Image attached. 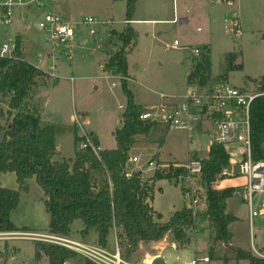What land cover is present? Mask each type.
<instances>
[{
    "label": "rangeland",
    "instance_id": "obj_1",
    "mask_svg": "<svg viewBox=\"0 0 264 264\" xmlns=\"http://www.w3.org/2000/svg\"><path fill=\"white\" fill-rule=\"evenodd\" d=\"M186 1L189 5L184 6L183 4ZM165 2L166 8L164 11L161 10L160 15L166 20L173 18V2L171 0ZM178 3L181 10L177 21L174 24L165 22L156 25L158 28L156 35L150 31L151 34L153 33V37H151L152 35L147 36L148 25L139 26L142 31L144 30V34L137 39L136 50L131 53L129 59L132 69H136L135 71L138 72L137 79L148 87L141 88L136 83L131 84L130 88L135 94H138L139 100H142V102L147 100L159 101L161 94L171 95L184 92L186 89V76L192 67L195 68L201 61L206 43L212 44L211 63L213 74L208 81L209 84L217 83L221 79L228 81V77L224 78L227 67L226 56L231 52H238L239 58L236 62L237 64H243L244 69L231 73V83L247 91H259V86L255 85V80L264 75V0H232L231 5L233 7L224 12L221 10L222 13L216 15L217 21L213 25L210 24L207 14L203 11L207 6L201 1L180 0ZM52 7L60 12L65 19L68 18L74 23L77 33L73 46L47 43L45 34L37 28L40 13L34 11L30 13L28 27L25 26V28H21L20 14L18 13L17 24L10 28V33H16L23 39L26 47V53L23 56L28 62L30 61L46 70L49 69L50 64H53L57 68V74L61 77L55 83L60 84L59 87L53 85L54 80L50 79L51 76H48L47 79H39L40 85L45 82H50L51 85L49 88L41 89L36 97L37 103L44 109L43 119L45 121L53 120L51 122L55 124L58 142L62 145L61 153L57 157L61 158L59 160L70 159L76 153L74 127L69 121L71 113L77 112L76 106L81 107L79 110L87 113L86 117L90 123L87 129L98 133L105 142V146L111 149L115 142L112 132L123 126L120 119L122 111L119 106L124 104V94L120 79L103 76L100 64L105 61L106 52L103 51L109 45L107 41L112 39L111 31H122L125 28L126 0H60ZM149 9L150 7L144 0L139 4L138 13L140 16H145L148 14ZM187 9L190 10L189 14ZM89 16L104 23L85 26L83 22ZM183 16L190 18L189 23L182 24L180 22ZM235 18H239L243 23L241 25L242 34L238 36L233 33L231 24ZM92 28L97 30L96 35L90 33ZM160 32H163L161 36L158 35ZM175 40L179 41L181 49H168V45L173 44ZM121 45L120 42L119 49ZM133 48L129 49L133 50ZM195 48L202 49L200 57L193 54ZM40 59L41 63H39ZM108 60L109 57L105 62ZM110 75L113 74L110 73ZM113 83L118 86L114 87ZM140 89H143V92L140 93ZM48 97L49 100L47 101ZM0 101L2 102L1 106L8 110L9 98H2ZM32 101L33 97L30 98L27 105H30ZM161 129V133L154 132L146 138H140V141L137 140L136 145L129 151L130 158L135 157L138 159L137 163L130 165L131 169L142 170L152 160L157 165L160 157L162 161L167 162L168 165L165 168L155 169L156 166H149L146 180H151L148 176L152 175L153 170L154 173L157 169L168 170L173 165L172 162H178L176 164L181 165L187 164L194 154L205 158L212 146L210 133L204 128L198 133H193V139H190L188 132L185 130H177L167 126H162ZM238 138L235 144L237 150H235V147L232 149L234 152H241L244 146L242 144L244 135L241 134ZM146 140L147 143H144ZM162 140L165 141V144L158 151ZM236 157L241 159L242 155L237 153ZM234 176H228L225 180L218 181L213 185V188L217 190L230 187L235 190L234 197L230 199L229 209L227 210L229 214L238 218V221L229 227L231 233H233L231 245L214 243L213 230L210 224L205 221L207 218L200 215L193 228L187 231L192 241L189 248L183 250V255H186V257L188 255L186 259H183L184 262H187L189 256L191 259L196 257L193 248L197 244L201 250L200 252L203 253L197 256L208 255L211 260L210 263L206 264H227L224 262L225 259H229L228 264H250L249 260L238 261L234 250V248H239L250 252L252 235L250 233L249 209L241 200V197L237 195L239 187L245 183V178L237 174ZM194 180L192 182H189V180L184 181L181 184L177 183L175 178H166L155 182L152 202L158 213L164 216L162 217L164 220H169L171 213L187 207L189 200L185 196L186 186L193 184L194 188L206 194L203 177ZM0 185L11 190L20 191L21 201L12 213L11 220L20 228L26 227L30 231L28 233L0 234V264H49L47 257L42 256L40 259L35 257L36 242L52 243L55 240L52 238L54 235H49L50 219L46 212L43 200L44 194L39 183L35 178H32L27 181V190L21 189L16 181L15 173H7L0 175ZM206 208L207 203L205 201L201 208V214L205 212ZM262 224L258 220L257 228L262 229ZM83 229V221L76 220L72 224L71 234L67 238L76 240L85 246L89 245L88 247H101L97 244L98 233L93 231L88 236H82L81 231ZM196 231L198 235L195 234ZM115 232L117 234V231ZM169 235L174 238L171 233ZM115 245V237L112 235L107 251L114 253ZM258 245L257 250L263 253L261 249L264 246V241L258 238ZM207 247L208 253L206 251ZM211 248H213L215 259H212L209 253ZM75 252L77 257L69 260L66 264H86L89 260L87 256ZM134 259L133 254L131 262Z\"/></svg>",
    "mask_w": 264,
    "mask_h": 264
},
{
    "label": "trees",
    "instance_id": "obj_2",
    "mask_svg": "<svg viewBox=\"0 0 264 264\" xmlns=\"http://www.w3.org/2000/svg\"><path fill=\"white\" fill-rule=\"evenodd\" d=\"M139 0H127V29L119 36L121 48L109 57L104 70L115 76H121L120 84L127 105L123 113V126L114 132L117 147L100 150L96 153L90 146L81 148L85 141L78 125L74 127L76 153L73 158L56 160L58 142L55 126L42 124L41 109L27 102L41 86L39 79H47V73L27 62L22 52L10 59L0 58V100L9 98V109L5 110L0 101V175L15 173L16 181L21 189L27 190V180L35 178L43 190V200L49 215V235L67 238L71 234V226L76 220H82L84 229L82 236H88L95 230L99 237V246L106 248L109 234L116 229L121 255L130 261L141 244L159 242L168 233L182 244L189 242L187 231L193 228L195 219L187 207L171 215L167 223L158 221L150 204L153 184L164 179L185 175L186 168L157 169L151 180L143 177V171H135L127 177L126 166L129 162V151L136 144L138 136H146L154 132L158 126L142 121L140 115L144 110L134 101V94L129 89V65L127 55L129 48L136 47L137 32L130 25L136 13ZM18 47L21 38H17ZM133 44V45H132ZM205 52L201 61L189 77L191 84L199 82L208 85L212 76L210 49ZM239 55L229 53L226 56V75L244 69L237 64ZM259 90L264 91V75L261 77ZM54 80V83H57ZM251 153L255 161L264 160V97L257 98L250 108ZM97 147L100 143L92 135ZM164 140H162V143ZM193 156H197L194 154ZM231 166V157L225 146L213 144L203 161V186L206 189L207 208L203 212L213 230V242L231 245L233 233L229 227L238 218L227 212L228 202L234 197L232 187L223 190L213 188L224 169ZM20 191L11 190L0 185V234L30 232L28 228H20L11 220V215L20 204ZM35 257L45 256L49 264H66L77 257L74 250H69L56 243L36 242ZM238 261L249 260L250 264H264L251 252L235 249ZM209 253L214 258L213 248ZM229 259L224 262L228 264ZM86 264H95L87 261Z\"/></svg>",
    "mask_w": 264,
    "mask_h": 264
},
{
    "label": "built area",
    "instance_id": "obj_3",
    "mask_svg": "<svg viewBox=\"0 0 264 264\" xmlns=\"http://www.w3.org/2000/svg\"><path fill=\"white\" fill-rule=\"evenodd\" d=\"M59 1L0 0V58H14L18 52L24 54L25 48H23L22 39L18 47L17 38L20 35L10 33V28L17 24L18 13L20 14L21 28H25L28 25L32 11L40 13L37 28L45 34V41L47 43L66 46L73 42L77 33L74 23L65 19L60 12L52 7ZM103 23L92 16L86 17L83 22L85 26ZM231 24L233 26V33L236 36L241 35L242 26L240 21L234 19ZM90 33L96 35L97 30L92 28ZM167 48L174 50L181 49V44L176 40L173 44L168 45ZM201 53V48L193 50V54L196 57H200ZM30 63L43 70L39 65ZM39 63H41V59ZM48 70L49 72H46L47 75L55 78V66L50 64ZM116 78L122 79L120 76ZM113 84L114 86L117 85ZM161 97L162 99L167 98V100H163L157 105L146 106L140 115V119L144 122H151L156 126H167L177 130H185L191 139L193 138V133H198L200 129L204 128L210 133L212 145L225 146L231 157V168L224 169L221 176L235 177L234 175L237 174L245 178V183L239 187L237 195L241 197V200H243L249 209L250 233H252L250 252L255 257L263 260L264 246L261 249L263 253L259 252L257 248L259 246L258 238L264 241V160L255 161L251 153L250 108L257 98L264 97V91H247L244 88H238L230 81L221 79L217 83L208 85H200L199 82L190 83L186 93L179 97L166 95ZM120 109L125 111L124 106H120ZM241 134L244 135L243 149L241 152H234L232 149L235 147V150H237L235 144ZM82 136L85 138V141L80 144L81 148L86 149L90 146L96 153L101 150L92 141L90 133H84ZM237 153L242 155L241 159L236 157ZM203 161L204 158L202 157L191 156L187 164L175 165V168H186L185 175H179L176 178L177 183L182 184L188 180L192 182V180L195 179L194 181H196L198 177H201L203 174ZM137 162V158H129L126 166L127 177L131 176L135 171H139L130 168L132 163ZM148 165L158 167L153 160ZM144 168L142 169L143 172ZM185 189L186 199L189 200L187 208L191 211L196 223L200 218L204 202L206 201L207 203V196L199 189L194 188L193 184L186 186ZM258 220L263 223L262 229L257 228ZM52 238L55 239L54 243L64 246L69 250L83 253L95 264H133L125 260L121 255L118 240L115 252L109 253L102 247H88L76 240L59 236H53ZM209 261V256H206L205 258L187 262V264H200L201 262L206 263Z\"/></svg>",
    "mask_w": 264,
    "mask_h": 264
},
{
    "label": "crops",
    "instance_id": "obj_4",
    "mask_svg": "<svg viewBox=\"0 0 264 264\" xmlns=\"http://www.w3.org/2000/svg\"><path fill=\"white\" fill-rule=\"evenodd\" d=\"M142 1H144V0H139L138 2H137V4H136V7H137V9H136V13H135V15H134V17H133V20L130 22V25L131 26H133V28L135 29V31L137 32V35H138V38L137 39H139L140 38V36H143V34H144V30L142 31V29L139 27V26H142L143 24H146V26L148 27V30H146V31H148V33H147V36H151L153 33H155V35H156V32H158V28H157V26L156 25H158V24H162V23H165V22H167L168 24H174L176 21H177V18H178V16H179V13H180V10H181V6L179 5V1L180 0H171L172 2H173V18H171V19H164V18H162V15H160V12H161V10H165V4H166V0H146V2H147V4H148V6L150 7V9H149V11H148V14L147 15H142V16H140L139 15V4L142 2ZM198 2L199 1H201L202 3H204L205 4V6H207V8H204L205 10H203L204 12H205V14H207V17H208V20L210 21V24H215L216 23V21H217V19H216V15H218V14H220V13H222L221 12V10H223V12L224 11H226L227 9H229V8H231V7H233L232 5H231V2H232V0H197ZM231 1V2H230ZM126 2H127V0H126ZM183 4V3H182ZM189 5V3L186 1V2H184V6H186V5ZM189 12H190V10L189 9H187V13L189 14ZM202 12V11H201ZM163 13V12H162ZM156 15H158V16H156ZM67 20H69L68 18H66ZM236 20H239V18H235ZM181 20H186L185 22H182V24H186V23H189V20H190V18L188 17V16H183V17H181V19H180V22H181ZM70 21V20H69ZM240 21V24L242 25L243 23H241V20H239ZM72 22V21H71ZM110 22V21H109ZM127 25H128V23L126 22V20H124V30H122V31H116V30H112L111 31V37H112V39H113V41H112V39H110V40H108L107 41V44H109L108 46H107V48L103 51L104 53L106 52V58H105V61H106V59L108 58V57H110V54H112V51H113V54L114 53H116L118 50H119V43H120V39H119V36L121 35V34H123L124 33V31L127 29ZM201 29V28H200ZM199 29V30H200ZM145 31V32H146ZM150 31L151 32H153L152 34L150 33ZM163 34V32H160V33H158V35H162ZM242 34V33H241ZM154 35H152L151 37H153ZM137 39H136V43H137ZM176 41V40H175ZM84 42V41H83ZM179 42V41H178ZM73 44H74V41L73 42H71L70 44H67V45H69V46H73ZM180 44V43H179ZM205 44V43H204ZM22 45H23V48H25V51H24V53H26V47H25V45H24V42H23V39H22ZM66 45V46H67ZM105 45V44H104ZM137 46V45H136ZM206 46H208L209 47V49H210V51H212V44H210V43H206ZM104 49V48H103ZM136 50V47H134L133 48V50H131L129 53H128V55H127V59H128V65H129V77H128V84H129V89L132 91V88H130L131 87V84L132 83H136V84H138L141 88H148L147 87V85L146 84H143L142 82H140L138 79H137V74H138V72L137 71H135L136 69H132V65H130V55H131V53H133L134 51ZM177 50H179V49H177ZM231 53H238V52H231ZM210 56H211V52H210ZM104 61V63H102V64H100V67H101V69H102V71H103V76H107V77H114V76H111L110 75V73H108L107 71H104V67H105V62ZM56 66H55V73H56V76H55V78H53V77H50V79H52V80H60L61 79V77H60V75L59 74H57V71H56ZM45 72H49V70H46V69H43ZM193 71H194V66L192 67V69H191V71H189L188 72V75L186 76V84H185V87H186V89H185V91L184 92H182V93H179V94H171V95H166V94H161L160 95V97H159V101H143L142 102V100H139V98H138V94H135L133 91V94H134V101L139 105V106H141V107H143L144 109H145V107L146 106H153V105H157V104H160L163 100H167V98H164V99H162V97L161 96H164V95H166V96H176V97H179V96H182L184 93H186V91H187V89H188V87H189V85H190V82H189V77H190V75L193 73ZM231 73H233V72H230L229 74H228V81H230V82H232L231 80H230V75H231ZM213 74V73H212ZM263 76V75H262ZM261 76V77H262ZM261 77H260V79H261ZM48 78V77H47ZM116 78V77H115ZM52 80H51V82H52ZM71 80L73 81V79L71 78ZM256 81V80H255ZM53 83H54V81H53ZM233 84V83H232ZM50 82L49 83H47L45 86H41L38 90H37V92H36V94L33 96V101L31 102L32 104H34V105H37L40 109H41V114H42V124H45V125H50V124H52V122L51 121H53V120H44L43 118H44V109L42 108V106L41 105H39L38 103H37V101H36V97L39 95V93L41 92V89H43V88H49L50 87ZM53 85H56V86H61L60 84H53ZM233 85H235V84H233ZM56 86H54V87H56ZM118 85H116V86H114V87H117ZM236 86V85H235ZM141 92H143V89H140V93ZM124 94V93H123ZM50 97V96H49ZM49 97L47 98V101L49 100ZM127 97H126V95H124L123 96V103L124 104H122V105H120V106H124L125 108H126V105H127ZM120 106H119V108H120ZM78 108V109H77ZM81 108V107H80ZM79 107H77L76 106V110H77V112H80L79 114L77 113V112H73V113H71V115H70V123H71V125L74 127L75 125H78V127L80 128V130H81V135L82 134H84V133H86V134H88L89 132H90V134L91 135H94L96 138H97V140L99 141V143H100V148L102 149V150H108V148L105 146V142L103 141V139H102V137L101 136H99L98 135V133H96L94 130H90V129H87V127H88V125L90 124L89 123V119H87V113L85 112V111H83V110H79L80 109ZM79 110V111H78ZM121 111H122V115L120 116V119H121V121H122V116H123V113H124V111L122 110V109H120ZM55 116V115H54ZM75 120H77L76 122H75ZM52 125H54L55 126V124H52ZM75 128V127H74ZM88 132H87V131ZM162 129H161V127L159 126V127H157V129L154 131L155 133H161L160 131H161ZM200 131H202V129H200ZM199 131V132H200ZM114 132H115V130L112 132L113 133V135H114ZM154 132H151V133H149V134H147L146 136H138L137 138H136V141L137 140H139L140 141V138H146V137H148V136H150L151 134H153ZM1 136V135H0ZM2 137V136H1ZM56 139H57V142H58V137H57V134H56ZM191 139V138H190ZM193 139V138H192ZM1 140V139H0ZM114 140H115V136H114ZM144 142V141H143ZM144 143H147V140L144 142ZM164 144H165V141L162 143V141H161V146L160 147H158L159 149H158V151L160 150V149H162V147L164 146ZM136 145V144H135ZM134 145V146H135ZM117 147V141H115L114 143H113V145H112V147H111V149H114V148H116ZM133 148V147H132ZM61 149H62V145L60 144V142H58V153H57V155H60V153H61ZM193 153V152H192ZM191 153V154H192ZM57 155H56V157H55V159L56 160H59V159H61V158H59V156L57 157ZM75 156V155H74ZM130 156V155H129ZM70 158H73V157H70ZM154 159V158H153ZM176 163H178V162H172V164L175 166V165H181V164H176ZM132 164H135V163H132ZM168 164H167V162L165 161H162V159H161V157H160V159H158V164H157V168H165V166H167ZM149 165L147 164L146 165V168H144L145 170H144V173H143V177L145 178L146 177V174H147V172H149ZM155 169H156V167H155ZM153 173H152V175H150V176H148V177H150L151 179H152V176L154 175V170L152 171ZM28 181V180H27ZM26 186H27V184H26ZM154 186H155V182H154V184H153V190H154ZM234 187V186H233ZM153 190H152V193H153ZM152 193H151V197H152ZM152 200H153V197L150 199V204H151V206L153 207V209H154V211H155V213L156 214H159L158 213V211L155 209V206H154V203L152 202ZM230 201V200H229ZM229 209V202H228V208H227V210ZM174 213V212H173ZM173 213H171L170 214V216L173 214ZM162 216V215H161ZM162 217H164V216H162ZM171 218V217H170ZM170 218H169V220H170ZM169 220H167V221H169ZM158 221H160V222H162V223H167V221L166 220H164L163 218H161V219H159L158 218ZM205 221L207 222V223H209V221L207 220V219H205ZM75 222V221H74ZM18 226V225H17ZM20 227V226H19ZM72 227V226H71ZM93 231H95V230H91V232L90 233H92ZM116 230H114V229H112L111 231H110V234H109V239H108V245H107V247L106 248H104V250H106L107 251V249H108V247L110 246V238H111V236L113 235L114 237H115V241L117 242V236H116V232H115ZM96 232V231H95ZM28 233V232H27ZM31 233H34V232H31ZM206 233V232H205ZM205 233H203V234H205ZM7 234H15V233H7ZM97 234V233H96ZM189 234V233H188ZM195 234L196 235H198V232L196 231L195 232ZM201 234V233H200ZM97 237H98V234H97ZM98 241H99V237L97 238V244H99L98 243ZM191 241H192V239H191V236H190V234H189V242L188 243H186V244H182V243H179V242H177L173 237H171V235H169V233L167 234V237L165 238V239H163V240H161V241H159V242H149L148 244H145V243H143V244H141V246H140V249L134 254V257H135V259H134V261H132L133 262V264H187V262H190V261H192L193 259H200V258H205L206 256H208V255H206V256H197L198 254H203V253H201L200 251V248L197 246V244H196V246H195V248H193V251H194V253H196V257L195 258H190V256H189V259H187V262H184L183 261V259H186L187 257H188V255H187V257H186V255H183V250H186L187 248H189V246L191 245ZM209 244H210V242H209ZM89 246V245H88ZM116 246V245H115ZM206 251H207V253H208V247H207V249H206ZM108 252V251H107ZM132 259H133V257H132ZM130 262H131V260H130ZM211 262V260L209 261V262H206V263H210ZM203 263H205V262H201V264H203ZM205 263V264H206Z\"/></svg>",
    "mask_w": 264,
    "mask_h": 264
},
{
    "label": "water",
    "instance_id": "obj_5",
    "mask_svg": "<svg viewBox=\"0 0 264 264\" xmlns=\"http://www.w3.org/2000/svg\"><path fill=\"white\" fill-rule=\"evenodd\" d=\"M186 20H181V22H185ZM262 80L260 78H258V80L255 81V85L259 86L261 84ZM124 116H122L123 119Z\"/></svg>",
    "mask_w": 264,
    "mask_h": 264
}]
</instances>
